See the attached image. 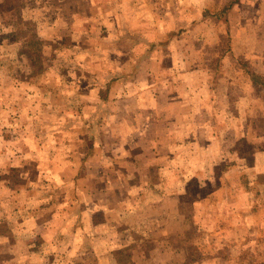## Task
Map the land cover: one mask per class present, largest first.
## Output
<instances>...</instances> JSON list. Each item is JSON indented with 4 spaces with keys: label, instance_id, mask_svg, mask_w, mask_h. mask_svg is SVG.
<instances>
[{
    "label": "rangeland",
    "instance_id": "obj_1",
    "mask_svg": "<svg viewBox=\"0 0 264 264\" xmlns=\"http://www.w3.org/2000/svg\"><path fill=\"white\" fill-rule=\"evenodd\" d=\"M230 1L0 0V264H264V138L237 131L264 102L234 67L264 0ZM201 79L222 146L198 113L174 163L158 110Z\"/></svg>",
    "mask_w": 264,
    "mask_h": 264
},
{
    "label": "crops",
    "instance_id": "obj_2",
    "mask_svg": "<svg viewBox=\"0 0 264 264\" xmlns=\"http://www.w3.org/2000/svg\"><path fill=\"white\" fill-rule=\"evenodd\" d=\"M246 36H248L246 34ZM264 36V35H262ZM228 37V36H227ZM256 40L254 42V45L256 47V51L253 52L249 50L251 48L250 45H246V47H249L245 49V53L243 54L244 61H238L234 67L240 72L247 80L245 81L247 83V87L252 90L257 96H260L261 100L264 102V90L260 86H255L252 84L250 77H249V72L250 73H255L259 76H262L264 78V43L263 38L255 37ZM229 44V51L228 53H231L233 51L231 43L229 40H227ZM261 45V46H260ZM250 51V52H249ZM231 58V56H229ZM241 62H244L245 65L243 66ZM244 67V68H243ZM209 70L213 71L212 69L214 68H208ZM219 68L216 67L214 71L216 72ZM188 80V79H186ZM198 81V82H197ZM192 82V86H195L196 88H200V91L196 92L194 96L191 94H187L185 96L178 97L177 94H175L172 98L169 99L168 106L166 107L165 105L163 107H159L158 110V117H164V118H172L173 119V124L168 123L167 127L166 125H162L161 128L158 130V136H157V143L160 149H164L169 147V150L174 151L173 159L174 163L176 162V157L178 156V153L182 151L183 149L188 148L190 151L192 149H195L198 144L199 138L194 137L195 132H196V124L193 121V117L197 115L198 113H201V115L205 116V120L203 123H201V128L205 130V135L203 137L204 139V150L205 153L201 155V158H205L206 161H211L213 160L214 157V149L215 146H222L221 141L219 143H216L215 140H218V132H216V137L214 136L215 130L213 127V123L211 122L208 124V118L209 117L211 120H213L215 117H220L223 121L225 119H228L229 112H228V102H227V95L223 96V94L214 95L212 88H214V91L217 92L219 85L225 86L226 82L225 81H220L219 85L215 82V79H213L212 85L210 86L207 84V86H202V79L201 80H196V82ZM206 88V90H205ZM204 90V91H203ZM234 92V91H233ZM151 97H154L151 96ZM237 99L241 102L244 101H249V98H247L245 95H237ZM158 102H161L160 96L158 98ZM251 104V101H249ZM248 102V103H249ZM221 104L222 106L217 108L216 104ZM255 106L252 108H257V111L255 112V119L253 120H247L246 123L241 125L239 128H237V131H244L245 134L254 136L256 139H263L264 138V109H260L259 107V102L254 101ZM159 106V105H158ZM193 108L194 111H193ZM172 111H169V110ZM245 111L242 112V115L237 112V116L241 117L244 116ZM221 120V129L223 128V123ZM176 128L177 130L180 129L179 134H177V137L175 138L174 141H172V144L170 142L165 141V132L167 128L172 127ZM226 128V125H224ZM163 135V136H162ZM179 137V139H178ZM182 140V141H181ZM215 143L217 145H215ZM155 146L153 145L151 148H154ZM193 159L194 161L190 162L188 165L197 164L198 157H196V152L190 153V158Z\"/></svg>",
    "mask_w": 264,
    "mask_h": 264
},
{
    "label": "trees",
    "instance_id": "obj_3",
    "mask_svg": "<svg viewBox=\"0 0 264 264\" xmlns=\"http://www.w3.org/2000/svg\"><path fill=\"white\" fill-rule=\"evenodd\" d=\"M238 0H232L230 2H228L222 9L220 13V16L217 18H221L223 16H225L226 13H228L230 11L231 8H233V6H235L237 4ZM211 17H213V15H211ZM228 43V42H227ZM226 51H229V44L227 45V49ZM241 64L244 66L245 63L241 62ZM244 68V67H243ZM250 80L252 82L253 85L255 86H260L263 90H264V78L262 76H259L255 73H248Z\"/></svg>",
    "mask_w": 264,
    "mask_h": 264
}]
</instances>
